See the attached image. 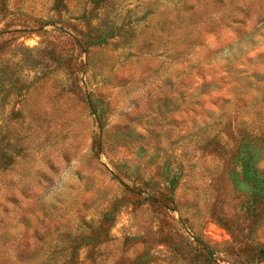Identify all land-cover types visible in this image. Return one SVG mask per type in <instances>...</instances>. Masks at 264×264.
<instances>
[{
  "label": "rangeland",
  "instance_id": "rangeland-1",
  "mask_svg": "<svg viewBox=\"0 0 264 264\" xmlns=\"http://www.w3.org/2000/svg\"><path fill=\"white\" fill-rule=\"evenodd\" d=\"M264 263V0H0V264Z\"/></svg>",
  "mask_w": 264,
  "mask_h": 264
},
{
  "label": "trees",
  "instance_id": "trees-1",
  "mask_svg": "<svg viewBox=\"0 0 264 264\" xmlns=\"http://www.w3.org/2000/svg\"><path fill=\"white\" fill-rule=\"evenodd\" d=\"M261 264H264V263H261Z\"/></svg>",
  "mask_w": 264,
  "mask_h": 264
}]
</instances>
